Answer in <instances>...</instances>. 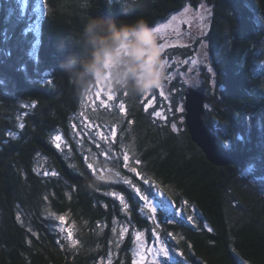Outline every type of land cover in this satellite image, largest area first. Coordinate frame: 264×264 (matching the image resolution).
<instances>
[{
	"label": "trees",
	"instance_id": "obj_1",
	"mask_svg": "<svg viewBox=\"0 0 264 264\" xmlns=\"http://www.w3.org/2000/svg\"><path fill=\"white\" fill-rule=\"evenodd\" d=\"M203 1L214 7L208 40L216 79L225 89L216 92L217 100L207 83L195 90L206 96L207 129L219 146L242 154L246 167L215 165L193 140L185 106L194 88H179L180 76L171 97L161 88L130 97L105 86L114 103H124L121 108L102 106L99 84L84 92L65 68L80 51L89 16L144 18L156 28ZM176 47L171 57L181 55ZM261 66L264 0H0V264H138L140 233L152 246L148 264H264ZM154 103L162 112L183 104L176 131L171 119L154 114ZM109 147L106 158L101 151ZM248 166L253 175L243 174ZM112 167L120 173L116 183L97 179L107 176L100 169ZM122 177L185 217H153ZM58 216L65 217L63 224ZM62 228L72 230L75 246ZM160 241L167 257L155 252Z\"/></svg>",
	"mask_w": 264,
	"mask_h": 264
},
{
	"label": "clouds",
	"instance_id": "obj_2",
	"mask_svg": "<svg viewBox=\"0 0 264 264\" xmlns=\"http://www.w3.org/2000/svg\"><path fill=\"white\" fill-rule=\"evenodd\" d=\"M77 46L79 53L69 56L65 68L68 78L84 92L104 84L130 97H142L168 79L157 32L144 18L129 21L89 16ZM106 177L118 180V169L108 168ZM97 179L102 180L100 176Z\"/></svg>",
	"mask_w": 264,
	"mask_h": 264
},
{
	"label": "rangeland",
	"instance_id": "obj_3",
	"mask_svg": "<svg viewBox=\"0 0 264 264\" xmlns=\"http://www.w3.org/2000/svg\"><path fill=\"white\" fill-rule=\"evenodd\" d=\"M213 16H214L213 5L208 4L207 1H203L198 7L188 5L181 12L176 13L171 18H169L166 21H163L160 25L157 26L161 29V31L157 33L159 43L166 45V47L163 48V58L167 60V75H168V79L165 81L164 85L160 87L161 88L160 94L162 95L166 94L167 96L170 97L173 96V91H172L173 83L176 80V78L179 76L180 78L178 80H180L181 83V84L179 83L178 86L179 88H183L186 85L188 88H194L200 90V88L203 87L205 83H207L209 87L208 93H210L211 97H214L215 100H217L216 92H220L225 89L224 87H220L218 84V81L216 79L217 78L216 70L214 68L212 57L210 54L208 33L210 32L209 30L211 29V25L213 23ZM172 46H177L176 48L180 47L179 49L182 51L180 56L175 55L171 57V50L173 51V49L170 48ZM182 47L185 49V51ZM208 69H212V71H209ZM262 70H264V68L261 66L257 71L258 74ZM99 86L100 88L97 89V93L98 95H100L101 100L98 102H100L102 106H108V104H114V106L115 104L117 105L123 104L124 107V103H122L121 99H119L116 103H114L112 98L113 92L111 90L104 89L105 88L104 84H99ZM261 89L262 91L260 90L261 91L260 96L264 99V87H262ZM119 95L117 93L114 94L115 101L117 100ZM109 97H111V99ZM153 100L160 101L156 96L153 97ZM98 102H96V105L99 106ZM209 104L210 103H208V106ZM94 107L96 106L94 105ZM152 107L154 108V114L158 118L159 117L163 119L169 118L172 120V123L176 125V128H178L179 121L181 120V118L177 114L178 108L177 110H175L174 107L172 106L170 109H166L167 111L162 112L160 111L161 110L160 107H158V103L152 104ZM125 111L126 109L123 110V112ZM160 121L162 123H165L161 119ZM117 131L118 130L114 128L113 133H117ZM101 134L104 137L109 138L107 135H105L103 131L101 132ZM75 137L77 139V135H75ZM82 140H83V134H82ZM220 148L222 149V151H220L221 154L228 152L223 147L220 146ZM202 150L204 151L203 148ZM236 155L242 156V154H236ZM129 160L130 158L128 159V161ZM244 167H246V161ZM252 173L253 172L251 171V167L248 166L247 170H244L243 174L247 176ZM258 187L259 190L264 195V181L260 182ZM151 200L154 203H156L158 208L160 207L159 200L158 201L156 199H151ZM142 205H143L142 207L146 211L149 210L145 206L144 202H142ZM167 205H169L170 208L172 206L170 204ZM166 215L171 217V219L173 220H178V218L185 217V213L183 211L178 212V214L175 216L171 215V212L169 211V213H167ZM154 232L159 233L158 230L156 231L154 230ZM138 235L142 240H136V244H135L136 253L142 242H143V248L141 249L142 252L138 251V255L136 254L138 256L137 263L148 264L147 260L150 261V258L152 256L151 243H148L146 247L145 241H143L145 234L140 233ZM161 246L162 245L160 246L158 245L157 250L155 252H159ZM144 247L146 248L144 249Z\"/></svg>",
	"mask_w": 264,
	"mask_h": 264
},
{
	"label": "water",
	"instance_id": "obj_4",
	"mask_svg": "<svg viewBox=\"0 0 264 264\" xmlns=\"http://www.w3.org/2000/svg\"><path fill=\"white\" fill-rule=\"evenodd\" d=\"M186 98V118L190 133L193 140L204 149L209 160L218 166H225L234 163L238 166L244 167L245 157L229 151L221 154L220 151H222V149L207 129L203 120L205 114V94L199 90L191 89Z\"/></svg>",
	"mask_w": 264,
	"mask_h": 264
},
{
	"label": "snow or ice",
	"instance_id": "obj_5",
	"mask_svg": "<svg viewBox=\"0 0 264 264\" xmlns=\"http://www.w3.org/2000/svg\"><path fill=\"white\" fill-rule=\"evenodd\" d=\"M111 2H112V0H111ZM155 31L157 33H159L161 31V29L159 27H156L155 28ZM161 46H162V49L164 47H166V45H163V44H161ZM208 70L209 71H212V69H208ZM124 94L127 95V93H124ZM109 98L111 99V97H109ZM120 107L123 108V104H121ZM178 110L180 112H183L184 111V106H183L182 103L178 107ZM181 123H182V121H181ZM21 127H23V126H21ZM172 128H173V130H175L176 129V125L173 124L172 125ZM112 135L114 136L115 133H112ZM55 139L58 140L59 137L57 136V137H55ZM57 147H59V145H57ZM97 147H99V145H97ZM111 151H112V149H111V147H109L106 151L102 150L101 151V155L105 156L106 158H109V154L111 153ZM92 158L93 159H96L95 155H93ZM111 158H114L115 159L116 157H111ZM128 159H129L128 155L127 154H124L123 155V161L125 162L124 163V166L125 167H128V165H127ZM88 168L92 169L93 172L97 171V169L91 163L88 164ZM128 170L130 172H135L136 171L135 168H128ZM100 171H101V173H103V171H108V169L104 168V169H100ZM52 175H56V173H52ZM119 175H120V173H119ZM100 177L102 178V180H105L106 182H112V183H116L117 182V181H111L110 179H108L103 174H101ZM121 179L123 180V182L125 184L129 185L130 188L134 189V195L135 196H138L141 201H144L145 206L150 210V212H151V214H152L153 217L157 214V212H160L161 214H167L170 211L171 212V215L175 216V215L178 214V212L182 211L181 209H178L175 206H171V208H170V206L167 205V204H164L163 201H160V207L158 208L157 205H156V203H154L151 200L150 196L146 192H142L141 188L139 186L133 184L132 180L127 179V178H123V177ZM145 183H148V181L145 180ZM105 195H116V193L115 192L105 193ZM119 199H120V201L122 203L125 201V197L123 195L119 196ZM124 207H125V209H127V204L126 203L124 204ZM56 218L60 221L61 224H63L64 221H65V217L64 216H58ZM18 219H19V217H18ZM188 219L189 220H192L193 217L189 216ZM65 231L67 232V236L65 238L67 240L71 241L72 244H73V246H75V244L77 242L74 241V240H72V230L70 228L69 229H63V228L61 229V232H65ZM137 238H139V237H137ZM160 243H161L162 246L159 249V254L163 255L164 257H167L169 255L168 249L166 247H163V241H160ZM154 255H156V254L154 253Z\"/></svg>",
	"mask_w": 264,
	"mask_h": 264
}]
</instances>
